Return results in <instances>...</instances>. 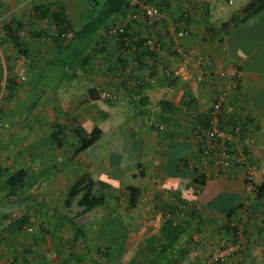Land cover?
Returning <instances> with one entry per match:
<instances>
[{
    "label": "crops",
    "instance_id": "0c3cea01",
    "mask_svg": "<svg viewBox=\"0 0 264 264\" xmlns=\"http://www.w3.org/2000/svg\"><path fill=\"white\" fill-rule=\"evenodd\" d=\"M247 1L227 9L220 0H192L185 22L189 35L180 41L185 56L162 54L171 76L163 78L154 62H145L133 67L136 84L128 87L112 64L113 54L109 63V50H97L101 44H92L83 70L67 69L58 78L49 65L55 53L51 10L60 6L74 24L86 1L82 9L73 0H0V75L4 70L12 78L0 110V264H106L113 257L123 262L129 234L112 226L115 221L125 229L123 214L131 215L128 229L153 230L148 238L132 240L138 247L128 259L132 264H201L227 243L236 248L229 264H264V195L255 197L253 191L264 179V8L219 28ZM175 4L170 5L174 18L181 10ZM6 26L30 61H20ZM96 55L105 62L99 69ZM50 68L53 80L42 83ZM226 69L236 72L238 84L221 105L220 124L237 125L235 142L246 163L206 178L198 176L194 123L183 107L192 103L205 114ZM93 126L102 127L99 138L74 154ZM53 131L62 139L59 147L51 140ZM246 166L260 168L247 174ZM18 169L26 179L11 189L5 179ZM81 173L102 188L105 200L77 214V197L67 208L63 198ZM127 185L139 189L132 207ZM91 212L101 215L87 218ZM17 217L24 219L21 225L11 226ZM76 217L90 224V234L79 231Z\"/></svg>",
    "mask_w": 264,
    "mask_h": 264
},
{
    "label": "built area",
    "instance_id": "2783aa9c",
    "mask_svg": "<svg viewBox=\"0 0 264 264\" xmlns=\"http://www.w3.org/2000/svg\"><path fill=\"white\" fill-rule=\"evenodd\" d=\"M158 0H125V11L122 14H117L108 20L103 35L104 39L109 41V45H118L121 42L128 47L121 58H126V63L118 70V75L124 79L125 84L131 87L136 84L132 78L131 71L133 67L142 65L143 63L154 62L158 71L163 78H168L172 74L171 66L162 58V54L168 51L171 57L179 60L185 56V51L180 45V41L189 35V29L185 22L177 19L179 12H183V16L187 15V8H190L188 0H181V11L175 14V19L167 20L165 27L162 25V19L165 18L164 8L160 7ZM162 9V11H161ZM180 10V9H179ZM37 15L39 12L34 11ZM164 28V29H163ZM132 36H128V34ZM71 31L66 28L60 34L62 40H67L71 37ZM140 40V49L152 53L143 55L139 61L134 56L137 46L135 43ZM139 51V49H137ZM130 51V52H129ZM119 53V52H118ZM20 61L27 62L28 60L21 56ZM146 72L145 78H148L149 70L143 68ZM222 81L220 88L216 92L211 101L210 108L205 114L194 107L192 103L184 106L183 110H187L189 119L193 124V139L198 152L199 165L201 166L198 176L203 174L204 177H211L213 174L226 173L231 166L241 165L246 163V156L240 145L235 142V137L238 132L237 125L231 127H223L220 124L219 112L221 105L226 99L229 92L237 87L238 75L235 71L226 69L223 70ZM8 76L6 71H2L0 75V110L3 100L7 94ZM20 82V79L16 80ZM103 97L113 99L115 96L110 92H103ZM264 113V111H263ZM205 116V122L201 120ZM4 123L0 113V132ZM260 166H246L245 171L250 174L254 170H259ZM235 246L227 243L215 249L213 253L204 258L202 264H224L228 256L234 253Z\"/></svg>",
    "mask_w": 264,
    "mask_h": 264
},
{
    "label": "trees",
    "instance_id": "16d2710c",
    "mask_svg": "<svg viewBox=\"0 0 264 264\" xmlns=\"http://www.w3.org/2000/svg\"><path fill=\"white\" fill-rule=\"evenodd\" d=\"M87 7L83 9V12L80 13L78 16L79 18L83 13H85V22L79 24L78 21L72 24L70 23L68 17L63 13L60 9V6H56L53 11L51 10L50 18L53 22V34L51 36V40L55 43V53L49 59V65H52L53 71L56 72V77H61L65 74L67 69H81L89 63L92 53L94 50L92 49L93 43L94 44H101V48L99 47L97 50L99 52L108 51L107 60H111L110 55L113 54V65L118 67V70L126 63V58H121V54L128 52V47L124 46L121 42L118 43L119 46L110 45L107 49V42L104 41L103 32L105 31V26L110 19V17L122 14L125 11V0H85ZM152 1V0H151ZM173 0H158L156 1L157 4L164 8V13L170 16L167 18L168 20H174L175 18L172 17V12H170L171 3ZM189 3L192 0H188ZM175 9L179 10L181 7L179 6L181 0H175ZM191 5V4H190ZM191 7V6H190ZM264 8V0H248L245 2L239 9L236 10L235 13L230 15V17L226 21L220 22L219 28L225 30L228 26L237 24L238 22L244 21L246 18L255 14L256 12L260 11ZM162 11V9H161ZM181 11V10H180ZM179 12V11H178ZM188 15V14H187ZM186 15V16H187ZM177 19L179 21L187 22L189 20V16H183V12H179ZM167 24L166 18L162 19V25L165 27ZM6 26L4 28L5 33L8 34L10 38L11 46L15 48L21 56L25 57L28 61L29 55L21 46L19 45L17 38L13 36ZM188 27V26H187ZM68 28L72 35L67 40H62L60 34L64 32V30ZM164 29V28H163ZM189 29V28H188ZM133 33L128 34V36H132ZM135 45L137 48L134 51L136 59L139 61L140 57L143 55L149 54L152 55L151 52L144 51L140 49L141 41L138 40ZM139 49V51L137 50ZM119 52V53H118ZM130 52V51H129ZM108 67V70H113ZM43 76L46 77L48 80H51V72L52 69H46L43 71ZM42 77V75H41ZM8 84H7V91L9 88V84L12 83V78L8 76ZM93 90V89H91ZM205 122V116L201 118ZM102 132V127L100 126H93L89 132L88 137L86 139H82L81 142L75 147L74 154H78L91 144H93L100 136ZM51 140L54 142L55 146L59 147L62 144V139L59 136L58 131L52 132ZM26 179V172L22 169H18L14 171L12 174L6 177L5 181L11 189H16L20 187ZM97 183L92 180L88 173H81L78 174L73 181L68 185L65 196L63 198V206L67 208L71 202V200L75 197L76 198V205L81 207L77 214L86 212L93 206L100 205L104 202L105 196L102 191V188H97ZM125 191L127 192V205L132 207L135 205L138 196H139V189L133 185L125 186ZM254 196L260 197L264 195V179L261 180L258 184L253 186ZM24 217V216H23ZM21 217H17L16 219L11 220V226H19L21 225ZM261 221L264 223V213L262 214ZM169 235H173L175 230L167 231Z\"/></svg>",
    "mask_w": 264,
    "mask_h": 264
},
{
    "label": "rangeland",
    "instance_id": "374dc122",
    "mask_svg": "<svg viewBox=\"0 0 264 264\" xmlns=\"http://www.w3.org/2000/svg\"><path fill=\"white\" fill-rule=\"evenodd\" d=\"M74 2H75V5L79 8V7H81V6H83V4H84V2H85V0H73ZM222 3H224L225 4V6H227V9H234L235 7H237V6H239V4H241V0H232V2H230V3H228L227 4V2H226V0H220ZM71 2H72V0H71ZM74 4V3H73ZM76 7V8H77ZM82 9L84 8V7H81ZM81 9V10H82ZM82 22H85V13H83L82 15H81V17L79 18V24L80 23H82ZM109 63L111 62L110 60H107ZM93 64H97V68L99 69V67H100V65L102 64H105V62L104 61H102V60H100V57L98 56V55H96V56H94V58H93ZM99 66V67H98ZM77 72V71H76ZM78 74L80 73V72H77ZM73 78H75L76 77V75H74V73H73ZM53 80V79H52ZM51 80V81H52ZM41 82L42 83H46L47 82V78L46 77H41ZM19 90H21L20 88H19ZM19 107V106H18ZM114 153V152H113ZM117 156H119L117 153H115ZM125 154V153H124ZM124 154H121V155H124ZM62 202V199H60L59 200V204ZM72 205V207H75L73 204H71ZM101 214H100V212H97V213H93V212H91V213H88L87 214V218H91V217H99ZM123 216H124V222H126V223H124V227H125V229L123 230V225H121L120 224V227L118 226V224H116L115 223V221H114V223H112V226L113 227H116V228H118L119 229V231L120 232H124V233H127V234H129L128 236H126L127 238H126V241H125V245H124V247H123V252H124V258H126L127 260H124L123 262H121V261H119V258L116 260V258H110V261L108 262H105L106 264H132L133 262H131L130 260H128V259H131V257H132V254L133 253H135V249H137L138 247L136 246H133L132 244V240L134 239V238H148L149 236H151L152 235V229H146V230H142V231H139V230H136V229H128L127 227L129 226V224L131 225V223H129L128 224V221H127V217L129 216V217H131V215H128V214H123ZM126 216V217H125ZM109 217H113V216H109ZM117 217V216H116ZM115 219V218H114ZM75 223L77 224V226H79L78 228H79V231H81L82 233L85 231L86 232V234H90V231L88 230V228H89V225L90 224H88V223H85V219L83 218V217H76L75 218ZM106 223H103V225H102V227H101V229L103 228V229H105L106 228V225H105ZM92 225V224H91ZM93 225H95V224H93ZM107 234H108V236H113L112 234H110V231H108L109 230V228H111V225L108 223L107 224ZM64 233H67L68 231L67 230H64L63 231ZM61 233V234H64V233ZM84 232V233H85ZM60 234V235H61ZM114 234V233H113ZM81 236H83L82 234H80ZM95 236H97V235H95ZM115 236V235H114ZM103 249H104V247H103ZM112 249H114V248H112ZM101 251H103L102 249H101ZM101 251H99V252H101ZM215 250H213V251H211L208 255H210L211 253H213ZM111 253L113 254L114 253V250H112L111 251ZM96 254H97V252H96ZM109 254H110V251H109ZM234 254V253H233ZM233 254H231L230 256H228L227 257V259L225 260V263L224 264H229L230 263V259H231V256L233 255ZM208 255H206L205 257H207ZM204 260V259H203ZM203 263V261H201V264ZM136 264V263H135Z\"/></svg>",
    "mask_w": 264,
    "mask_h": 264
}]
</instances>
